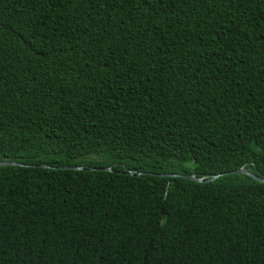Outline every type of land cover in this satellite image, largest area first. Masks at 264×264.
Listing matches in <instances>:
<instances>
[{
  "label": "trees",
  "instance_id": "16d2710c",
  "mask_svg": "<svg viewBox=\"0 0 264 264\" xmlns=\"http://www.w3.org/2000/svg\"><path fill=\"white\" fill-rule=\"evenodd\" d=\"M0 160V264H264V0H0Z\"/></svg>",
  "mask_w": 264,
  "mask_h": 264
},
{
  "label": "water",
  "instance_id": "95a60500",
  "mask_svg": "<svg viewBox=\"0 0 264 264\" xmlns=\"http://www.w3.org/2000/svg\"><path fill=\"white\" fill-rule=\"evenodd\" d=\"M0 165H23V164L19 163V162H16V161L0 160ZM65 168H81V167L66 166ZM99 169H107L108 170V169H110V167L99 168ZM232 172L246 174V175H249V176L255 178L258 181L264 182L263 178L258 177L257 175L253 174L250 170H248L247 168H244V167H240V168H238L236 170H233ZM161 175H167V176H173V177L181 176V177H185V178H188V179H191V180L200 181V182L201 181H211V180H214L216 177L219 176L218 174H214V175L210 176L207 179H203V178H197L193 174L184 175V174H177V173H164V174H161Z\"/></svg>",
  "mask_w": 264,
  "mask_h": 264
}]
</instances>
